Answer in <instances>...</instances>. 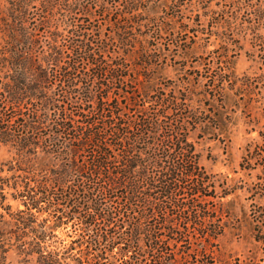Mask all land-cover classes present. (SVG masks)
Masks as SVG:
<instances>
[{
	"label": "trees",
	"instance_id": "obj_1",
	"mask_svg": "<svg viewBox=\"0 0 264 264\" xmlns=\"http://www.w3.org/2000/svg\"><path fill=\"white\" fill-rule=\"evenodd\" d=\"M181 1L122 0L114 13L111 6L115 0L99 1L95 12L85 0H0V150L9 154L0 157V264H7L12 250L35 264H108V256L115 253L124 264L137 263L141 251L160 247L157 225L166 220L169 198L179 206L180 183L186 175L198 178L188 189L192 203L187 207L193 213L187 218L193 222V216H201L206 221L198 227L202 235L216 237L220 233L211 225L214 216L204 204L210 197L221 201L239 186L217 191L207 173L196 169L201 153L189 139V125L200 126L201 136L219 139L221 135L230 141L231 127L239 119L237 101L249 104L254 98L264 99V70L237 73L231 58L244 54L264 68V0H224L219 9L198 10L196 15H208L210 29L216 26L223 35V63L207 76L200 75L209 84L208 92L191 85L184 94L175 85L158 81L165 66L162 62L156 65L158 59L151 47V39L157 35L189 31L187 24L177 25L174 20ZM56 14L61 16L55 18ZM97 15L107 17L111 28L85 26L84 22ZM54 18L63 19L70 33L59 42L62 32L53 28L46 38L47 47L39 52L35 48L41 39L36 31L39 25L51 26ZM86 29L91 35L85 37L81 31ZM197 29L206 31L205 26ZM248 43L250 47H246ZM67 51L78 59L64 60ZM81 59L96 66L104 63V67L109 60L108 77L126 84L136 79L147 101L152 103L155 96L167 107L181 111L188 120L184 125L179 120L173 130L175 141L166 142L172 129L161 123L163 114L141 113L131 120L121 112L117 98V105L110 107L102 126L97 127L83 113L93 108V89L89 83L92 75L76 65ZM126 59L136 65L133 78L124 64ZM105 71L99 67L96 76ZM52 78L59 80L53 92L49 88ZM167 89L176 91L175 95L166 97ZM103 96L97 97L96 106L103 104ZM66 101L76 110L82 109L78 119L68 111ZM146 108L140 111L147 112ZM82 124L85 128L80 133ZM260 135L264 141V133ZM263 157L264 142L251 139L244 146L241 165ZM118 190L122 205L118 209L104 206L107 193L115 195ZM247 192L264 197V186H251ZM9 196L17 201L15 207L7 201ZM155 210L160 216L151 223L148 214ZM252 210L259 222L264 205ZM226 211L233 215L232 210ZM100 219L104 225L89 232ZM68 222V231L75 237L64 242L55 230ZM115 226L118 235L112 229ZM253 231L256 240L264 239L261 224H254ZM155 260L166 264L161 256Z\"/></svg>",
	"mask_w": 264,
	"mask_h": 264
},
{
	"label": "rangeland",
	"instance_id": "obj_2",
	"mask_svg": "<svg viewBox=\"0 0 264 264\" xmlns=\"http://www.w3.org/2000/svg\"><path fill=\"white\" fill-rule=\"evenodd\" d=\"M89 3L91 10L95 12L96 4L101 0H85ZM110 1V0H109ZM122 0H115L111 6L113 12H117L121 6ZM96 2V3H95ZM180 11H178L175 21L177 25L184 26L187 24L189 31L183 34L171 33L158 35L155 39H151L152 51L155 54L156 65L164 64L165 69L162 71V77L158 79L160 82L169 83L175 85L180 93L184 94L188 88L192 85L195 90L201 88L209 91V84L200 75L207 76L215 68H218V63L222 57V48L220 43L223 40V35L218 34L216 26H212L210 29V21L208 15H203L200 18L196 15L198 10H211L224 7L226 1L224 0H183L181 1ZM95 3V4H94ZM205 6V7H203ZM226 7H230L226 5ZM78 14H81L80 12ZM50 15V14H49ZM61 16V15H60ZM59 14L55 15L60 17ZM116 16L114 14L112 18ZM50 24L51 26L38 27L37 36L39 39V45L35 48L37 51L42 52L43 48L47 47V36L50 34V30L53 28H59L62 34L58 37L59 42L64 40V37L69 34L70 29L63 23V19H55ZM38 20V15L35 16V22ZM83 18L80 20L82 22ZM198 22L196 27L194 22ZM85 26L101 25L102 28L110 29L108 18L103 15L92 16L90 20H87ZM66 26V28H65ZM206 27L205 32L198 31L197 28ZM193 27V28H191ZM191 28V29H190ZM84 36H89L90 30H84ZM156 35V33H152ZM66 46V45H65ZM246 47H250L248 43ZM231 54V52H230ZM71 56L67 51L64 53V60H70V62L77 60L78 58ZM233 68L235 72L242 73H256L261 72L264 68H259L260 62L252 61L246 58L244 54L238 56H231ZM108 64L104 66H96V64H89L84 59L76 62L79 69L90 74V81L93 93V103L90 110L85 109L84 114H88L98 125L101 127V121L107 118L109 109L111 106H115L116 99L119 100L120 106L123 109L121 112L126 117L133 120L136 119L139 114L146 113L149 116H153L155 113H161V123L163 126L172 129V133L169 131V140L166 141L170 144V140L175 141V132L173 130L179 125V120L183 121V125L188 120L186 116L181 115V111L175 110L172 105L168 107L157 97H152V103L147 101L138 90L136 79L128 84L114 80V78L108 77V70L112 65L108 60ZM158 62V63H157ZM221 64L223 62H220ZM124 64L127 66L131 78L136 76V65L134 60L126 59ZM99 67L105 69V74L97 75L96 72ZM219 69V68H218ZM94 75V76H93ZM58 78H52L49 82L50 91L53 92L58 89ZM176 91L166 90V97L171 98V95H175ZM103 94V104L96 106L97 97ZM194 99H197V95H193ZM219 102V101H218ZM239 106H237V114L239 116L238 123L231 127V140L223 138L219 135V139H209L207 135H202V129L200 126L194 127L191 124L189 139L193 140L196 149L201 153L200 161L196 164V169L205 171L210 181H214L217 191L223 187L239 186L235 193H231L224 198H221V202L218 197H210V200L205 202L204 208L207 212L214 216L210 222L211 225L220 230V233L216 236L202 235L198 229L200 225L206 223L203 218L194 217L193 222L187 218L192 209L187 205L192 203L190 199L188 189L197 181L198 178L192 175L184 176L180 183V191L178 198L179 206L174 202L175 199L169 198L168 207L164 214L166 219L164 224L157 225V235L159 237L158 250L144 249L141 251L139 261L134 264H157L155 259L160 256L165 259L166 264H202V262H208L210 264H264V239L256 240L254 237L255 231H253L254 224H261L264 229V215L261 219H258L256 215L252 213V209H257L259 206L264 205V197H256L250 195L247 192V188L251 186L262 185L264 186V157L261 159L250 160L249 163L241 165L242 154L244 146L251 139L262 140L260 133H264V99L253 100L248 103L242 102V99L238 100ZM68 111L74 114V118L78 119L79 112L82 109H75L74 104L70 101L65 102ZM238 104V103H237ZM147 106V112L140 110ZM231 106V108H233ZM167 108V109H166ZM119 110V108H118ZM117 110V111H118ZM129 113L126 115V113ZM82 116V115H81ZM184 116L183 118H181ZM84 118V117H83ZM180 118V119H179ZM75 124H79L75 122ZM80 126V125H79ZM79 127L78 132H83L85 124ZM159 133V132H158ZM167 134V129H165ZM110 139V138H109ZM91 149L90 146H88ZM173 150V145L170 146V151ZM87 151L85 152V154ZM8 153L5 149L0 150V157H8ZM86 159L87 156L84 155ZM82 162V159H80ZM189 166V165H188ZM190 167V166H189ZM185 175V173H184ZM96 182L104 183L103 180L98 178ZM241 187V188H240ZM121 190H118L115 195L107 193L103 199V205L109 208L118 209L122 204ZM14 207L17 205V201L13 200L10 196L7 199ZM226 210H232L231 216L227 214ZM159 211L149 213L148 220L151 223H155L156 219L160 216ZM198 214V213H197ZM119 215L116 216L118 218ZM195 220V223H194ZM96 222V221H95ZM94 226H90L89 232L93 227H102L104 222L100 219L97 220ZM112 226V225H111ZM71 228V222L63 224L56 229L57 237L63 239L64 242H70L73 239L74 233L68 229ZM258 228V227H256ZM115 235L117 227L112 228ZM122 230V229H121ZM97 230H93L95 233ZM98 232V231H97ZM87 238V236H86ZM143 242L146 241V237H143ZM120 243H117L119 245ZM84 246V245H83ZM55 247L54 245L52 246ZM116 250V249H115ZM105 260V259H104ZM123 258L118 253L109 255L107 258L108 264H124ZM7 264H35L33 260L25 261L23 257L18 256L14 250L10 251L7 256Z\"/></svg>",
	"mask_w": 264,
	"mask_h": 264
}]
</instances>
